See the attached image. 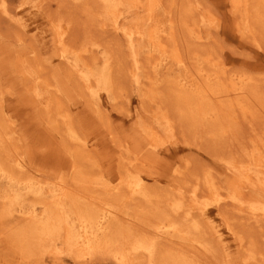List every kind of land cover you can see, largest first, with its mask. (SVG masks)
<instances>
[{"label": "rangeland", "instance_id": "obj_1", "mask_svg": "<svg viewBox=\"0 0 264 264\" xmlns=\"http://www.w3.org/2000/svg\"><path fill=\"white\" fill-rule=\"evenodd\" d=\"M136 1L122 0L115 31L112 20L100 16L91 21L82 13L87 8L95 15L96 0H0V105L21 149L13 170L0 160V264H118L103 248L105 243L95 252L76 246L84 229L90 234L115 213L94 210L86 199L63 194L57 183L61 179L76 191L84 184L100 192L114 188L115 212L134 224L137 238L154 243L153 232L166 220L189 229L203 248L184 252L188 264H264V222L256 223L246 213L251 207H264V175L252 167L254 185L245 186L230 170L231 164L249 162L255 141L264 139V122L239 120L223 134L221 129L212 135L194 133L166 103L144 105L140 93L147 85L141 72L148 44L136 30L130 36V29L147 11L136 8ZM190 1L214 24L200 27L201 35L208 36L204 48L220 56L230 71L263 78L264 46L256 47L236 33L228 0ZM59 26L68 47L65 58L56 44ZM35 64L44 69L50 91ZM168 67L159 64L158 91L165 90L162 80L177 74ZM109 70L114 76L107 77L108 84L117 85L115 93L102 76ZM135 74L142 80L136 81ZM54 93L70 115V128L53 115ZM50 118L56 120L50 122L53 127L46 122ZM205 178L213 184V196L229 200L221 212L246 243L242 249L218 208L208 203L211 193L203 185ZM136 185L153 191L147 193L152 198L149 205L124 198ZM236 188H241V196L235 201ZM233 200L246 211L231 206ZM141 205L149 217L137 218L135 206ZM145 260L140 258L138 264Z\"/></svg>", "mask_w": 264, "mask_h": 264}, {"label": "bare ground", "instance_id": "obj_2", "mask_svg": "<svg viewBox=\"0 0 264 264\" xmlns=\"http://www.w3.org/2000/svg\"><path fill=\"white\" fill-rule=\"evenodd\" d=\"M57 1L61 3L63 0ZM96 2L99 9L95 15H91L92 10H88L87 8L82 9V13L91 21L94 20V17L100 16L112 20L113 29L117 31L118 20L125 4H123L122 0H96ZM161 2L162 0H137L136 8L146 10L147 15L141 19L138 25L136 24L130 29V36L136 30L135 33L141 36L148 44V53L144 59L141 72L147 85H145L146 88L143 92L140 93L143 104L166 103L175 112L174 114L181 122H186L193 127L191 130L194 133L196 131H203L202 133L212 135L220 133L221 129V133L223 134L232 129V123L236 124L239 120L252 119L255 121L260 118L261 122H264V76L263 78H255L244 71H230L220 56H216L210 50L204 48L208 36L204 37L201 35L200 27L206 23L207 26H214V24L211 19H207L208 14L206 15V12L200 13L199 5H196L195 2L192 1V3L190 0H166L167 5H164L165 0L164 3ZM228 3L231 14L236 20V25L234 24L236 33L241 38L256 45V47L264 46V0H228ZM176 13H179L178 17H176ZM201 14H205V16ZM163 15L165 17L162 21ZM139 25L140 28L137 27ZM61 29L60 26L56 28V44L58 48L61 49L62 47V50L59 52L60 57L65 58L68 47L64 43V33ZM160 62L167 64L169 66L168 70L170 68L172 71H177V74L162 80L166 82L165 90L164 92L159 90V94L156 86L159 85L160 81L158 78ZM34 68L45 81L46 89L50 91V84L44 78V72H42L44 69L39 64H35ZM17 69L20 73L23 72L21 68L18 67ZM112 72V70H109L107 73L102 74V76L105 79L103 80L107 81L105 85L110 86L112 93H115L117 85L113 84L112 86L108 84L107 78L109 75V77L114 76ZM133 76L136 81L142 80L137 74ZM114 86L116 87L114 88ZM51 100L53 115L59 118L63 126L66 125L70 128V115L59 96L54 93ZM95 113L98 114V109L95 110ZM164 117L168 119L171 127H173L172 122L174 120L171 118L173 120L171 121L167 112ZM52 121L56 120L53 118L46 120L50 127H53L50 123ZM58 124L55 126L59 127ZM12 127L10 119L5 117L2 105H0V157L2 158L0 160L8 163L13 170L19 165L21 160V149L15 144L16 142L11 130ZM148 137L153 142L155 141L153 140L154 136L152 137L148 134ZM257 141L254 143L249 162L230 165V170H234L243 179L245 186L254 185L251 179L252 167L264 175V139L261 142ZM74 166L75 163L73 162L71 168ZM57 183L63 194L70 195L69 197L74 199H86L88 203L93 204L94 210L101 207L102 209L110 210L112 214L115 213L109 217L108 222H103L90 234L84 229L81 238L76 244L79 248L95 252L99 248L98 244L105 243L103 248L105 250L108 249V253H111L116 258L118 264H138L140 263V258L146 259L145 264H152L154 262L156 264H188L189 260L187 259H189V255H186L184 252L189 254V249L201 252V248H203L198 241L192 239L189 229L183 228L182 225L169 220H166L165 223H158L159 229H156L151 236L155 240L154 243L151 240L147 241L139 237L137 238L136 235L133 236L134 224L122 220L120 218L121 214L119 215V213L115 212L114 204H118V200L117 198L114 199V197H117V194L113 192L114 188H107L105 192H100L84 184L80 186V190L76 191V188H73L70 182L64 179L58 180ZM203 185L211 193L208 203L218 208L222 218H224L227 230L236 236L237 234L231 226L232 223L221 212L225 203H227V197L216 196V194L213 196V184L206 178ZM240 191L241 188L240 190H236V197H233L235 201L237 197L241 196ZM148 192L153 191L149 187L140 190L138 185H136L133 193L124 198L131 202L137 199L134 204H139L138 201H142L145 204L146 201L149 205L152 202V198L148 195ZM138 193H142L139 199L137 198ZM207 193L205 197H208ZM234 200L231 206L234 205L239 212L246 211L242 204L235 203ZM135 209H138L136 210L137 218L140 216H150L147 209L144 210L142 205L139 207L135 206ZM246 213L252 221L258 223L262 220L264 222V207H251V210ZM154 214H158L156 209L154 210ZM139 222L143 224V222ZM23 228L26 230V226H23ZM8 230L3 231L2 234L7 233ZM101 234H103L102 237H100ZM237 242L240 249L246 244L239 236L237 237ZM255 246V244H252L251 248ZM77 259L80 261L79 257ZM247 261L248 259L245 258L244 262L247 263Z\"/></svg>", "mask_w": 264, "mask_h": 264}]
</instances>
